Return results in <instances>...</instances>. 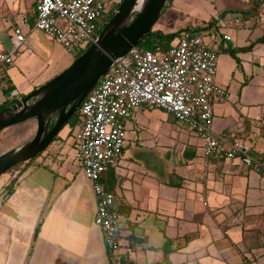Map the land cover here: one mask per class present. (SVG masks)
Instances as JSON below:
<instances>
[{
  "label": "crops",
  "instance_id": "obj_1",
  "mask_svg": "<svg viewBox=\"0 0 264 264\" xmlns=\"http://www.w3.org/2000/svg\"><path fill=\"white\" fill-rule=\"evenodd\" d=\"M36 2L0 0V52L11 51L16 27L25 35L22 54L43 48L48 37L32 28ZM261 37L264 32L251 42ZM244 55L241 90H234L228 62L220 59L216 83L227 90V99L213 104L212 128L249 145L264 164V46L256 44ZM15 62L21 63L0 65V80L15 87L12 95L26 96L59 73L50 69L38 76L27 67L23 73ZM144 109L133 112L126 130L130 122L144 123ZM181 127V166L159 169L151 158L139 177L129 167L134 160L126 143L104 173L101 184L114 194L125 220L115 253L106 251L94 224L95 198L77 161L76 141L71 148L54 140L8 178L15 179L11 194H4L5 182L0 185V264H264V179L238 159H205L199 139Z\"/></svg>",
  "mask_w": 264,
  "mask_h": 264
},
{
  "label": "built area",
  "instance_id": "obj_2",
  "mask_svg": "<svg viewBox=\"0 0 264 264\" xmlns=\"http://www.w3.org/2000/svg\"><path fill=\"white\" fill-rule=\"evenodd\" d=\"M107 5L104 0H37L32 28L74 56L96 40L94 34ZM22 19L27 23L26 16ZM13 33L12 49L0 52V65L10 66L20 56L25 35L18 27ZM217 61L216 51L201 33L186 32L165 51L157 45L150 49L137 46L115 60L80 103L76 158L92 187L93 221L107 252L120 249L119 205L101 179L121 156L126 144L125 124L139 107L162 110L187 127L201 142L205 159H238L264 179V164L249 145L232 141L212 128L213 104L227 99V90L216 83Z\"/></svg>",
  "mask_w": 264,
  "mask_h": 264
},
{
  "label": "rangeland",
  "instance_id": "obj_3",
  "mask_svg": "<svg viewBox=\"0 0 264 264\" xmlns=\"http://www.w3.org/2000/svg\"><path fill=\"white\" fill-rule=\"evenodd\" d=\"M104 1L108 2V0ZM119 1L121 0H116L115 2ZM167 2V5L170 6L166 10H163L161 16L153 25L152 30L161 32L162 34H173L182 31L183 33L172 41L177 42L184 33H194L192 30L199 28L201 30L199 33L205 36V41L218 55L216 80L221 74L218 65L222 58V60L228 62L229 67L226 72L227 76L232 73L234 90L236 87L238 90L239 88L240 90L244 88V84H239V76L242 68L246 69V64L242 60L245 57L244 54L250 50L237 52L236 57H233L229 50L230 47L233 49V46L236 48L249 46L255 36L261 35L264 32V13L259 17L253 18H247L242 15L239 10L247 6L248 0H167ZM224 11L227 14L221 17L220 15ZM225 34H229L230 42L226 43L223 40ZM45 39L43 48L41 47L36 52L34 51L32 55L22 54L23 48L19 49L21 56L14 58L13 62H21H15V66L21 72L24 73V67H27L38 76L49 74L48 71L50 69L52 72L56 69L59 72L58 74H60L75 60L74 56L68 53L57 41L49 38ZM260 45L264 46V44ZM221 46L229 49L224 50ZM47 66H49V69H47ZM234 90L233 93L236 92ZM140 115L144 123L135 126L134 122H130L126 130L127 148L125 151L127 152V156L134 160L130 162L131 166L129 167L131 172L134 171L135 175H139V177L143 176L148 171L147 161L151 158L159 169L164 170L166 167L173 169L175 166H181L184 160L183 153L181 152L183 135L179 134L182 130V124L177 122L171 115L158 109H144ZM77 129L78 121L76 123L73 120L65 124L56 140L62 139L64 143L70 145L72 148ZM35 133V120H29L23 124H18L1 131L0 155L27 144L34 138ZM34 159L29 162H33ZM20 166L22 165H18L2 174L0 176V185L4 182V185H7L9 183L7 181L8 178ZM122 213L123 210L119 214L118 234H122L125 225ZM118 240L120 241L119 237ZM207 264L225 263L223 261H211Z\"/></svg>",
  "mask_w": 264,
  "mask_h": 264
},
{
  "label": "water",
  "instance_id": "obj_4",
  "mask_svg": "<svg viewBox=\"0 0 264 264\" xmlns=\"http://www.w3.org/2000/svg\"><path fill=\"white\" fill-rule=\"evenodd\" d=\"M139 1L141 8L136 9ZM167 3V0H122L82 55L63 72L0 112V132L29 120L36 121V133L30 142L0 155V176L46 150L114 61L147 37Z\"/></svg>",
  "mask_w": 264,
  "mask_h": 264
},
{
  "label": "trees",
  "instance_id": "obj_5",
  "mask_svg": "<svg viewBox=\"0 0 264 264\" xmlns=\"http://www.w3.org/2000/svg\"><path fill=\"white\" fill-rule=\"evenodd\" d=\"M110 1V2H109ZM116 0H108V9L104 13L103 20L99 23L97 30L94 34V38H97V36L101 33L103 28L108 24L110 19L113 17L115 11L119 8L121 1L115 2ZM264 4V0H248L247 6L244 9L239 10L242 15H244L247 18H253L256 16H259V9L260 7ZM170 5H166L164 10H166ZM35 10V9H34ZM227 14L226 11L221 13V17H224ZM35 17V16H34ZM194 33H199L201 31L199 28H196L192 30ZM183 32L178 31L173 34H162L161 32L158 31H153L152 29L150 30L149 34L147 35L146 38L143 39V41L138 45L141 48L144 49H150L153 48L155 45L159 46L162 50H167L172 41L180 36ZM256 44H264V37H261L257 39L254 43H251L249 46L244 47V48H233L230 49L229 52L233 57H236L237 52H243V51H248L253 48L254 45ZM91 44H88L86 47L78 51L74 55V59L78 58L80 55H82L89 47ZM0 84H3L2 87V94L5 98V100L0 104V112L7 109L8 107L14 105L18 101L22 100L25 95H19V94H14L12 95L13 91L15 90V87L10 83L9 80L3 78L0 80ZM75 120L77 123L78 121V112H76L73 116L70 117L68 120L67 124L70 123L71 121ZM74 124V123H73ZM57 139V136L55 137L54 140ZM53 140V141H54ZM28 164V163H26ZM24 164V165H26ZM21 167V166H20ZM18 167V169L20 168ZM17 170V169H16ZM14 184H15V179H12L8 185L4 187V194L9 195L12 193L14 189ZM118 213H121V206H119Z\"/></svg>",
  "mask_w": 264,
  "mask_h": 264
},
{
  "label": "bare ground",
  "instance_id": "obj_6",
  "mask_svg": "<svg viewBox=\"0 0 264 264\" xmlns=\"http://www.w3.org/2000/svg\"><path fill=\"white\" fill-rule=\"evenodd\" d=\"M141 2H142V1H139V2H138V5L136 6V9H140V8H141Z\"/></svg>",
  "mask_w": 264,
  "mask_h": 264
}]
</instances>
